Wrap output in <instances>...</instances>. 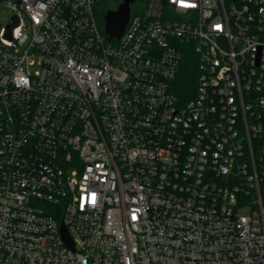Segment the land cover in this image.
<instances>
[{"label":"built area","instance_id":"built-area-1","mask_svg":"<svg viewBox=\"0 0 264 264\" xmlns=\"http://www.w3.org/2000/svg\"><path fill=\"white\" fill-rule=\"evenodd\" d=\"M1 4L0 264H264V0Z\"/></svg>","mask_w":264,"mask_h":264},{"label":"water","instance_id":"water-1","mask_svg":"<svg viewBox=\"0 0 264 264\" xmlns=\"http://www.w3.org/2000/svg\"><path fill=\"white\" fill-rule=\"evenodd\" d=\"M135 0H121L114 10H107L103 17V32L107 36L108 40H119L128 23L130 15V6L133 5ZM15 25V22L9 26V31L6 32V36L9 37L11 28ZM62 237L66 243L69 239L65 230L62 228Z\"/></svg>","mask_w":264,"mask_h":264},{"label":"trees","instance_id":"trees-1","mask_svg":"<svg viewBox=\"0 0 264 264\" xmlns=\"http://www.w3.org/2000/svg\"><path fill=\"white\" fill-rule=\"evenodd\" d=\"M100 0H96V16L100 23V29L103 32V17L106 11H102L103 13L99 14V11L97 10V6L99 4ZM104 4L106 2H103ZM195 80H196V71L193 64H191L190 59L189 63L181 69L179 74L177 75V78L175 80L174 84V91L177 96H184L186 94H189L190 92L193 93V89L195 87ZM191 94V93H190Z\"/></svg>","mask_w":264,"mask_h":264},{"label":"rangeland","instance_id":"rangeland-1","mask_svg":"<svg viewBox=\"0 0 264 264\" xmlns=\"http://www.w3.org/2000/svg\"><path fill=\"white\" fill-rule=\"evenodd\" d=\"M138 6L143 0H136ZM103 2H106L105 4ZM120 3V0H100L97 6L99 14L107 10H114L117 5ZM103 11V12H102ZM12 17V13L3 5H0V28H6L8 26L9 20Z\"/></svg>","mask_w":264,"mask_h":264},{"label":"flooded vegetation","instance_id":"flooded-vegetation-1","mask_svg":"<svg viewBox=\"0 0 264 264\" xmlns=\"http://www.w3.org/2000/svg\"><path fill=\"white\" fill-rule=\"evenodd\" d=\"M121 1V0H120Z\"/></svg>","mask_w":264,"mask_h":264}]
</instances>
